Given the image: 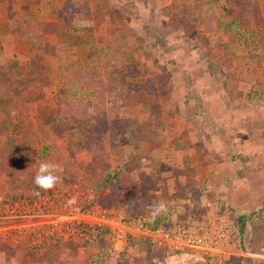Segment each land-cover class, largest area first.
<instances>
[{
    "label": "crops",
    "instance_id": "crops-1",
    "mask_svg": "<svg viewBox=\"0 0 264 264\" xmlns=\"http://www.w3.org/2000/svg\"><path fill=\"white\" fill-rule=\"evenodd\" d=\"M22 1L0 0V66H7L5 62L14 58L2 46L8 41L15 42L14 46L22 45V37L30 40L25 32H8L6 26L13 20V13L17 14L16 20L21 19L20 12L28 11L36 18L44 17L40 26L39 20L33 18L37 36L32 40L39 39L40 29L46 30L47 43L52 45L58 44L59 34L68 32L66 22L63 23L66 16L80 27H94L100 45L113 48L119 41L127 46L145 42L156 48V39L162 37L175 46L170 54L158 52L156 60L154 51V59H147L143 68H136L132 55L127 56V62L122 55L117 56L121 66L140 73L139 84H146L150 73L163 71L168 77L167 86L157 91L160 116H152L148 103H138L121 115L119 122L127 125L126 132H131L137 148L151 143L146 157L153 159L144 169L127 172L125 179L142 178L153 169L159 173V181L164 185L161 192L155 193L161 194V203L165 202L166 210L160 213L163 219L178 215V206L197 204L211 211L223 204L222 199L241 217L251 212L255 221L262 217L254 211L264 207V195L258 193L264 189V51L255 42L262 40L257 34L264 28V2L257 0L254 21L248 25L241 17L246 10L226 4L222 10L200 5L199 0H32L29 4ZM53 13L55 17L49 18ZM215 14L221 19H214ZM27 23L31 24L26 22L25 28ZM8 27L13 30L11 24ZM234 29H241L243 35L236 39L230 32ZM248 41L251 45H247ZM38 57L39 54H32L28 59L37 62ZM27 66L20 62L9 69L21 71ZM2 90L0 86V94ZM142 105L147 106L148 114L134 118L132 112L139 111ZM146 125H151L150 129ZM242 152L248 161L235 160L234 156ZM247 162H253L256 169H247ZM185 194L190 199L195 197L186 200L182 198H187ZM149 208L147 216L152 217L153 206ZM19 251L13 254L0 239V264H11ZM157 252L163 255L160 250ZM184 255L193 258L188 252ZM171 258L173 263L174 257Z\"/></svg>",
    "mask_w": 264,
    "mask_h": 264
},
{
    "label": "rangeland",
    "instance_id": "rangeland-1",
    "mask_svg": "<svg viewBox=\"0 0 264 264\" xmlns=\"http://www.w3.org/2000/svg\"><path fill=\"white\" fill-rule=\"evenodd\" d=\"M31 1L23 0L22 3L29 4ZM256 1L199 0V4H209L221 9L226 4L236 6L239 10L244 9L246 13L241 17L249 25L254 21L255 8H258L259 2ZM259 1L264 2V0ZM16 15L13 13L11 15L13 20L7 23L11 24L13 30H10L8 25L6 26L8 32L17 31L20 35L22 31H26L25 23L34 24L32 20L37 17L30 11L20 12L21 19L15 20ZM44 15L47 19L48 15ZM215 16L214 19H221V17H217V14ZM53 17H55L54 13L49 15V18ZM42 19L44 17L41 15L35 19V21L39 20V26L44 23V21L40 22ZM63 19V23L67 24L68 32L58 35L59 40L56 45L47 43L46 30L43 32L40 29L39 39L28 41L21 36L25 41L21 43L22 45L14 46L12 43L15 42L8 41L2 46V50L7 49L8 53L11 52L14 56L10 61L5 62L7 66H0V86L4 87L0 94V239L6 243L10 251H13V254L18 250L21 252L11 264H264V207L258 209L262 212L254 211L262 215L255 221L252 219L253 212L241 217L222 199L220 201L223 204L219 202L221 204L212 208L211 211L204 210L201 205L197 204L178 206V215L171 214L163 219L161 218L163 215L161 216L159 213L153 221L152 217L147 216L146 209L150 210V206L152 208V206H158L161 203L158 199H162L161 194L155 193L156 191L161 192L164 185V182L160 183L159 181L161 179L158 177L159 173L153 169L151 173L147 172L141 175L142 178L125 179L130 170L144 169V165L151 164L153 159L146 157L151 143H142V147L137 148L133 137H131V132H126L127 125L124 124L125 140H122L121 152L113 151L111 141L99 142L98 150L91 151L88 149L89 143L86 141L91 126L81 125L69 115H62L63 117L58 115L61 113L62 105L60 97L65 93L61 91V86L58 83L63 82L67 86L68 79L73 73L87 72L96 74L97 78L105 72L108 73L110 65L108 67L106 61L107 59L109 61L110 56L114 55L112 53L118 57L122 55L123 58H126L123 60L124 62L130 61L127 56L132 55L136 62V68L140 65H143L141 67L143 68L144 64L146 66L147 59L153 57L154 51L156 60L158 52L170 54L175 46L166 43L160 37L156 39V48L145 42L127 46L122 41L111 48L99 44L100 40L94 27H84V25L80 27L78 23H72L70 17L65 16ZM106 31L109 32V29ZM240 31L241 29L239 31L234 29L230 32L237 39L239 35H243ZM248 35H250L249 32ZM257 35L259 38L262 36V40L255 44L263 47L264 51V28ZM146 39L144 38V40ZM247 45H251V43L248 41ZM130 51L131 53H129ZM24 53H26L25 57ZM32 54H39L37 62L28 59ZM17 57L23 58L24 61L16 60ZM20 62L27 64L28 68H23L21 71H14V68L9 69ZM37 67L40 71L45 70L44 77H41ZM37 74L43 82L39 86L40 89L42 88V93H36V98L34 92H31L33 95L28 92L31 88L26 92L19 91L20 101L15 99L16 105L12 108L15 95L7 87L10 88L19 83L22 76L31 78L32 75ZM48 78H52V81H48ZM141 81L143 80L141 79ZM49 82L51 84H46ZM38 83L40 84V81ZM125 89L122 92H125ZM33 96L36 99L32 100ZM19 106H22V113ZM148 110L147 106L142 105L139 107V111L135 109L132 113L134 118L139 119L140 115L148 114ZM52 115L58 117L57 121L51 124ZM123 121L126 122V120ZM150 127L151 125H146L145 128L150 129ZM31 129L34 131L33 134L30 133ZM37 131L38 135L35 133ZM127 133H129L128 136ZM164 146L166 147V139ZM135 148H137V152H134ZM244 157L243 152L234 156L236 161H248ZM43 162L59 165L54 174L60 179L55 187L48 191L39 189L34 183L39 165ZM247 163H249L247 169H256L253 162ZM155 164L158 165V163ZM157 167L154 168L157 170ZM114 175H117L120 186V188L117 187V191L105 188L104 184V180ZM59 190L80 193L88 205L98 203L102 208L118 212L119 215L127 218V223L133 226L134 232H126L120 242L109 230L88 228L84 231L79 229L76 239L59 240L42 247L29 248L21 242H13L11 236L9 237L11 229L8 226L16 224L17 220L2 218L4 198L44 201L55 197V192ZM260 191L264 195V189L263 191L259 189L258 193ZM37 192L39 195L36 194ZM151 196L153 198H150ZM154 197L157 198L154 200ZM190 197L182 196L186 200H189ZM162 202L165 204L163 200ZM187 217L190 219L188 220ZM143 219L150 220L148 226L142 223ZM161 230L163 232H159ZM206 231L214 240L211 250L207 251L186 245L189 240L202 236ZM183 233L188 236L183 237L180 241L177 240L179 241L177 246L173 245V242L169 243L162 239L165 235L169 239H180V235ZM191 235L192 237H190ZM158 250L163 252V255H159ZM182 252L192 254L193 258L183 256ZM171 257H174L173 263H171ZM189 260L192 261L188 262Z\"/></svg>",
    "mask_w": 264,
    "mask_h": 264
},
{
    "label": "trees",
    "instance_id": "trees-1",
    "mask_svg": "<svg viewBox=\"0 0 264 264\" xmlns=\"http://www.w3.org/2000/svg\"><path fill=\"white\" fill-rule=\"evenodd\" d=\"M26 25L24 36L33 39L37 36L36 32H34V27L29 23ZM112 54L114 55L110 56L109 61L108 59L106 61L108 62V67L110 65V73L108 72L106 77L99 76L97 78L96 74L87 72L73 73L68 79V84L66 83L67 86L63 82L58 83L61 86V91L65 92L60 97L62 105L60 107L61 113L58 115L61 117H63L62 115H69L79 124L91 126L90 130H88L89 136L86 137V141L89 143L87 147L91 151L98 150L99 142L111 141L113 143V151L121 152L122 140H125L123 133L126 126L119 122L121 115L126 109L136 106L138 103H148L149 105L151 104L150 112L152 116H160L158 113L157 91L167 86L168 82V77L161 71L158 74L150 73L147 83L139 84L138 77L140 73L134 72L131 68L121 66L116 54ZM37 69L39 70V67ZM14 71H18V69L16 68ZM40 73L41 77H44L42 71ZM40 79L38 74L32 75L31 78L22 76L19 83L12 85L10 88L7 87L15 95L13 102L15 99L20 101L19 91L26 92L30 88L28 92H34L37 98L36 93H42V88L40 89L39 86L43 82ZM39 81L40 84L38 83ZM48 81H52V78H48ZM46 84H51V82ZM124 88H126V91L122 92ZM31 94L33 95V93ZM36 98L34 97L32 100ZM15 105L16 102H14L12 108ZM19 109L22 113V106H19ZM57 117V115L51 116V124L57 121ZM30 133L33 134L34 131L31 129ZM35 133L38 135V131ZM104 184L105 188H112L116 191L117 187L120 188L117 175L104 180Z\"/></svg>",
    "mask_w": 264,
    "mask_h": 264
},
{
    "label": "built area",
    "instance_id": "built-area-1",
    "mask_svg": "<svg viewBox=\"0 0 264 264\" xmlns=\"http://www.w3.org/2000/svg\"><path fill=\"white\" fill-rule=\"evenodd\" d=\"M55 193V197L44 201L4 198L2 218L17 220L16 224L8 226L11 229L9 237L11 236L13 242H21L29 248L42 247L59 240L76 239L79 234L78 230L84 231L87 228L109 230L120 242L126 232H134L133 226L127 223L126 217L119 215L114 210L102 208L98 203L88 205L80 193L62 192V190ZM71 198H75L76 202L68 205L67 201ZM149 221L143 219L142 223L148 226ZM159 232H163V230ZM180 236V239H169L165 235L162 239L169 243L173 242V245L177 246L179 241L188 235L183 233ZM213 241V238L206 231L202 236L189 240L186 245L208 251L211 250Z\"/></svg>",
    "mask_w": 264,
    "mask_h": 264
},
{
    "label": "clouds",
    "instance_id": "clouds-1",
    "mask_svg": "<svg viewBox=\"0 0 264 264\" xmlns=\"http://www.w3.org/2000/svg\"><path fill=\"white\" fill-rule=\"evenodd\" d=\"M59 168V165L49 163V162H43L39 165L38 171L34 178V183L39 189H43L44 191L51 190L57 182L59 181V177L55 175V171ZM39 195V192L36 193ZM75 198H71L67 201L68 205L74 204ZM165 205L163 203H160L158 206H154L152 209V220L154 221L155 217L161 213L162 211H165Z\"/></svg>",
    "mask_w": 264,
    "mask_h": 264
}]
</instances>
